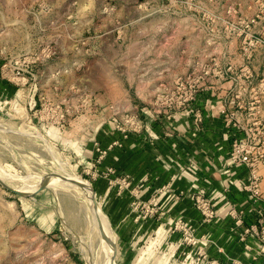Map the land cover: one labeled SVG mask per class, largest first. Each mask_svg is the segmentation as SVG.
Instances as JSON below:
<instances>
[{
	"label": "rangeland",
	"instance_id": "rangeland-1",
	"mask_svg": "<svg viewBox=\"0 0 264 264\" xmlns=\"http://www.w3.org/2000/svg\"><path fill=\"white\" fill-rule=\"evenodd\" d=\"M190 90L185 108L195 114L207 91L225 124L237 108L264 124V0H0V174L32 184L22 195L0 181V264H93L101 244L90 202L52 186L73 175L110 221L113 264H264L246 209L229 200L220 216L215 192H231L226 180L213 187L197 170L200 179L176 186L175 175L158 183L102 168L144 132L147 113L170 111L169 97ZM190 166L179 163L180 174ZM41 178L51 183L37 190ZM171 188L176 195L161 200ZM199 195L215 204L213 217Z\"/></svg>",
	"mask_w": 264,
	"mask_h": 264
},
{
	"label": "crops",
	"instance_id": "crops-1",
	"mask_svg": "<svg viewBox=\"0 0 264 264\" xmlns=\"http://www.w3.org/2000/svg\"><path fill=\"white\" fill-rule=\"evenodd\" d=\"M195 106L202 113L201 120L196 118L194 110L187 108L176 111L171 117L166 111L147 113L144 132L133 134L131 138L124 141L123 146L110 151L102 168L116 166L119 170L137 174L138 178L152 173L153 177H158V183L175 175L176 186L185 176L189 183L190 181L194 183L202 174L205 179L208 177L214 184V186L203 184L209 189L211 186L219 187L220 180L224 179L233 187L231 192L226 194L227 196L222 195L221 192H215L220 216L223 217L226 214L228 205L232 201L246 209L248 221L257 218L264 212V171L261 185L262 198L259 202H253L249 191L245 189V184L249 180L248 168L242 166L234 167L232 170L227 166L231 143L237 135V130L224 123V113L221 111L223 103L221 104L207 91H202L198 94ZM181 162L191 165L183 175L179 172ZM95 189L98 190L97 187ZM170 191L162 194L161 200L163 197L176 195L175 188H171ZM175 202H177L175 209L182 208L187 213L195 211L193 203L189 200L183 202L175 200ZM226 223L229 224L228 219L217 223L221 233L228 227ZM250 240L258 246L256 239Z\"/></svg>",
	"mask_w": 264,
	"mask_h": 264
},
{
	"label": "built area",
	"instance_id": "built-area-1",
	"mask_svg": "<svg viewBox=\"0 0 264 264\" xmlns=\"http://www.w3.org/2000/svg\"><path fill=\"white\" fill-rule=\"evenodd\" d=\"M195 97L196 92L192 90L190 92L185 91L180 96H177L176 93L171 95L169 98L173 107L168 111L169 116L171 117L174 114V110L187 107ZM195 115L198 120H201V113L197 112ZM227 115L228 125L237 130V135L231 143L230 160L236 165L248 168L249 180L245 184V189L249 191L253 202H259L262 198V168L264 167V124L259 125V122L250 121V119L245 120L239 114L238 108L229 110ZM111 170L113 171V169ZM197 202L206 217H213L217 213L215 204L212 203L211 199L199 195ZM243 209L240 208L239 210L243 212ZM248 223L246 233L250 232L259 241L261 245L259 253H262L264 257V212Z\"/></svg>",
	"mask_w": 264,
	"mask_h": 264
},
{
	"label": "bare ground",
	"instance_id": "bare-ground-1",
	"mask_svg": "<svg viewBox=\"0 0 264 264\" xmlns=\"http://www.w3.org/2000/svg\"><path fill=\"white\" fill-rule=\"evenodd\" d=\"M73 176H74L73 178H59L58 177V178L54 179L56 181H55L54 184H52V186L53 185H54V187L62 186V188L64 186L65 187L66 186L74 187V188H77V189L81 190L85 194V196L87 197L88 201L90 202L92 213L94 214L93 218L96 221V224L93 222V226H92V227H94V230L96 231L97 238H95V239H98L99 240V244H101V245H99L100 246V250L98 252V256H96L97 258L95 259V261H93V264H113L112 259L110 258V255H109L110 249L108 248L109 247V244H108L109 243V231H108L109 227H108V224L110 226V221L108 220L107 215L101 209V207L99 205V202H98V205H99L98 209L95 206L94 201H93V195L94 194L92 195L93 192L91 193V190H93L92 187L90 186L91 187V190H90L89 186L86 183L87 181L84 182L83 179H81V177H79V175L78 176L77 175H73ZM0 179L3 180L4 182H6L11 187L19 189L21 191L27 190L32 185L30 183H27V184L24 183L26 185H16V184L12 183V181L8 182L7 179H10V178H8L7 176H5L3 174H0ZM44 183L50 184L51 182L45 180L44 178H41L40 180H37V182L33 183V185H41V184H44ZM95 217H96V219H95ZM112 232H113V230H112ZM114 236L115 235L113 233V238H114ZM97 250L95 251V253L97 252ZM89 252L92 255L91 250H89ZM91 261H92V259H91Z\"/></svg>",
	"mask_w": 264,
	"mask_h": 264
},
{
	"label": "water",
	"instance_id": "water-1",
	"mask_svg": "<svg viewBox=\"0 0 264 264\" xmlns=\"http://www.w3.org/2000/svg\"><path fill=\"white\" fill-rule=\"evenodd\" d=\"M0 181L3 183V181H2L1 179H0ZM46 184H47V183L41 184V185L37 188V190L40 189V188H42V187L45 186ZM11 189H12L13 191L19 193V194H22V195L30 194V193L23 192V191H21V190H19V189L13 188V187H11ZM93 191H94V189H93ZM93 201H94L95 206H96L97 209H98L99 205H98V201H97V197H96V195H95V192H94V195H93ZM114 242H115V241H113V242L111 243V245L113 246V248H114V246H115V243H114Z\"/></svg>",
	"mask_w": 264,
	"mask_h": 264
}]
</instances>
